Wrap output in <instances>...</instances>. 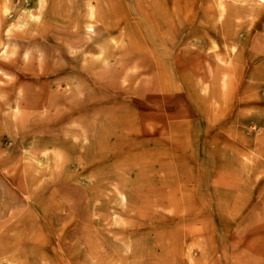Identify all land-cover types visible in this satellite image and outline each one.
<instances>
[{
	"label": "rangeland",
	"instance_id": "1",
	"mask_svg": "<svg viewBox=\"0 0 264 264\" xmlns=\"http://www.w3.org/2000/svg\"><path fill=\"white\" fill-rule=\"evenodd\" d=\"M0 264H264V0H0Z\"/></svg>",
	"mask_w": 264,
	"mask_h": 264
}]
</instances>
